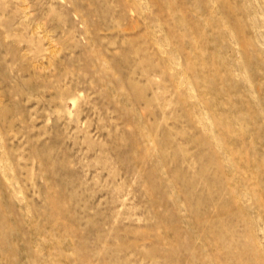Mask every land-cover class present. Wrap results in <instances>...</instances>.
<instances>
[{"label":"rangeland","instance_id":"1","mask_svg":"<svg viewBox=\"0 0 264 264\" xmlns=\"http://www.w3.org/2000/svg\"><path fill=\"white\" fill-rule=\"evenodd\" d=\"M0 264H264V0H0Z\"/></svg>","mask_w":264,"mask_h":264}]
</instances>
